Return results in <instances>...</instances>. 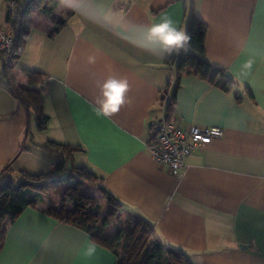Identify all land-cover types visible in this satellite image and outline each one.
I'll list each match as a JSON object with an SVG mask.
<instances>
[{"label": "crops", "instance_id": "0c3cea01", "mask_svg": "<svg viewBox=\"0 0 264 264\" xmlns=\"http://www.w3.org/2000/svg\"><path fill=\"white\" fill-rule=\"evenodd\" d=\"M7 2L0 19L9 26ZM191 11L206 25L203 58L212 67L202 73L195 51L179 69L184 47L165 53L158 37L148 39L164 17L186 33ZM25 19L30 29L9 76L25 92L29 72L42 74L48 118L38 127L34 110L0 86V177L38 175L12 168L37 147L64 155L69 174L91 170L104 197L110 192L135 221L121 225L120 264H135L156 241L183 253L177 264H264V0H47ZM56 19L63 22L49 36ZM217 67L233 76L228 90L212 81ZM108 82L125 91L105 115ZM164 117L223 135L173 172L146 146L150 121ZM43 199L1 223L0 264H117L105 242L112 224L93 237Z\"/></svg>", "mask_w": 264, "mask_h": 264}, {"label": "trees", "instance_id": "16d2710c", "mask_svg": "<svg viewBox=\"0 0 264 264\" xmlns=\"http://www.w3.org/2000/svg\"><path fill=\"white\" fill-rule=\"evenodd\" d=\"M16 1V11L14 17L6 13V23L11 26L14 32V43L13 49L14 54L13 58L17 57L19 51L23 48L25 44V37L30 29V22L25 19V15H27L32 9L34 4H39L42 2H47V0H29L25 6V9L20 6V0ZM44 12H48L49 9L47 7H42ZM62 19L54 20V24L50 32L49 36L53 35L59 24L62 23ZM206 33V25L203 21L197 18L194 11H191L190 18L188 21V26L186 29V34L189 37L188 42L184 45V50L179 57L178 68L182 69L185 63V58L188 52L195 51L199 56V66L198 71L200 73L204 71H208L212 66L209 62L204 60V39ZM4 57V54L0 55V59ZM217 74L212 78V81L215 85H219L224 90H228L230 86H232V81L225 77L226 70L223 68L217 67ZM32 76L31 81L27 84L26 94L22 90V87L9 76V71H7L6 67L0 70V86L7 90L13 97H15L20 104H22L27 111L33 109L35 112V119L38 127H44L47 122V116L43 114L41 110V93L39 84L41 83V73L34 71L29 72ZM38 87V88H37ZM44 88L42 87L41 90ZM48 147V145H46ZM57 148V147H56ZM8 165L5 166V170H8ZM67 170V165L65 160H61L57 162L56 166L50 171V179L55 181H61L62 175L64 171ZM70 175V174H69ZM42 175H33V176H22V177H7L0 184V224L4 221V219L12 220L14 216L21 212L27 206L39 202L43 199L42 193L38 190L41 188L43 183H40ZM67 177V176H66ZM65 177V179H66ZM49 179V180H50ZM106 199L108 202L112 203L115 199L114 196L106 191ZM73 203L76 202L75 196L72 197ZM115 201V200H114ZM77 205L76 203H74ZM49 212L54 211L51 209ZM56 215V214H55ZM73 224L84 228L87 230L93 237H96V228L98 224L95 223L93 219L91 222H85L81 216H76L71 218ZM132 225L135 221L131 220ZM128 223V224H131ZM107 222L105 220H101V227H105ZM123 237V229L122 227H117L114 233L105 241L107 244H111L112 249L115 251L117 255V264L121 263L119 252L116 250L121 245V240ZM1 249V246H0ZM183 257V253L172 248H164L163 245L159 242H153L152 246L148 248L142 256H139L135 264H168L169 260L181 259Z\"/></svg>", "mask_w": 264, "mask_h": 264}, {"label": "rangeland", "instance_id": "374dc122", "mask_svg": "<svg viewBox=\"0 0 264 264\" xmlns=\"http://www.w3.org/2000/svg\"><path fill=\"white\" fill-rule=\"evenodd\" d=\"M15 62V61H14ZM9 71V69H7ZM24 89V87H22ZM65 159L56 152L45 151L39 147L31 155H24L18 159L12 168L14 171L23 170L26 174H41L40 183L41 188L38 190L43 194L44 203H47L50 209L54 211L62 219H70L76 216H81L85 222H91L93 219L98 224L96 228V235L98 230H101V220H105L107 224L114 226V231L117 227L125 224L127 228L133 227L132 222L127 215H123L116 205L107 201L104 193L101 192L94 181V176L88 174L91 170H84L85 173L78 169L64 171L61 181L51 180L49 177V167L56 166L57 162ZM72 165V163H71ZM87 172V173H86ZM83 173V174H82ZM16 175L20 177L17 172ZM16 175L13 177L17 178ZM67 176V177H66ZM9 177V176H8ZM66 177V179H65ZM6 177H0V184ZM50 179V180H49ZM75 196L76 203H73L72 197ZM131 224H128L130 223ZM104 228V227H103ZM3 230V224L0 225V237ZM123 229V233H124ZM100 234V233H99ZM177 260H169L168 264H177Z\"/></svg>", "mask_w": 264, "mask_h": 264}, {"label": "built area", "instance_id": "2783aa9c", "mask_svg": "<svg viewBox=\"0 0 264 264\" xmlns=\"http://www.w3.org/2000/svg\"><path fill=\"white\" fill-rule=\"evenodd\" d=\"M7 11L14 17L16 1L8 0ZM14 32L11 26L3 25L0 19V55L4 54V67L9 69L13 60ZM223 135L217 126L191 124L182 127L174 120L164 117L152 119L149 125L147 150L151 158L175 172L184 166L185 158L199 146L209 144L212 139Z\"/></svg>", "mask_w": 264, "mask_h": 264}, {"label": "clouds", "instance_id": "9594fccd", "mask_svg": "<svg viewBox=\"0 0 264 264\" xmlns=\"http://www.w3.org/2000/svg\"><path fill=\"white\" fill-rule=\"evenodd\" d=\"M151 37H158L163 45L166 47L163 52L169 53L173 50L179 51L188 42L189 37L183 31L178 30L171 18L164 17L159 24L153 25L148 29V39ZM148 47V45H145ZM106 91L103 95L105 97L101 105L103 114L108 115L118 111L119 106L123 102V93L125 85L116 82H108L104 85Z\"/></svg>", "mask_w": 264, "mask_h": 264}, {"label": "water", "instance_id": "95a60500", "mask_svg": "<svg viewBox=\"0 0 264 264\" xmlns=\"http://www.w3.org/2000/svg\"><path fill=\"white\" fill-rule=\"evenodd\" d=\"M225 77H226L227 79H229V80H233V76H232V74H231L229 71H226V72H225Z\"/></svg>", "mask_w": 264, "mask_h": 264}]
</instances>
